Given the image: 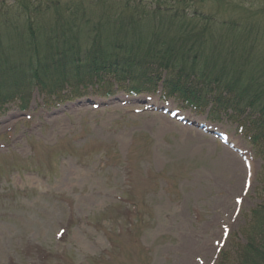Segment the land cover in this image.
Wrapping results in <instances>:
<instances>
[{
  "label": "rangeland",
  "instance_id": "1",
  "mask_svg": "<svg viewBox=\"0 0 264 264\" xmlns=\"http://www.w3.org/2000/svg\"><path fill=\"white\" fill-rule=\"evenodd\" d=\"M70 1L66 10L95 17L123 0ZM200 5L226 20L264 12V0ZM161 90L128 95L114 83L109 95L92 85L66 88L61 100L36 88L27 109L0 107V264L233 256L261 200L264 148L226 114L196 113Z\"/></svg>",
  "mask_w": 264,
  "mask_h": 264
},
{
  "label": "trees",
  "instance_id": "2",
  "mask_svg": "<svg viewBox=\"0 0 264 264\" xmlns=\"http://www.w3.org/2000/svg\"><path fill=\"white\" fill-rule=\"evenodd\" d=\"M209 0H123L95 17L70 0H0V107L27 109L34 89L61 100L66 88L97 85L128 93L163 86L197 113L226 114L264 148V12L218 19ZM107 6V3L104 4ZM260 202L248 214L233 256L218 264H264V164ZM40 252V246L37 247ZM233 258V259H231Z\"/></svg>",
  "mask_w": 264,
  "mask_h": 264
}]
</instances>
